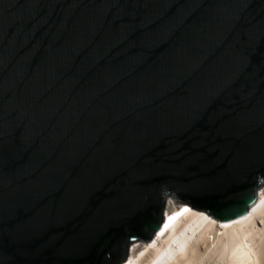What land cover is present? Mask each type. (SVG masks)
<instances>
[{
	"label": "water",
	"instance_id": "water-1",
	"mask_svg": "<svg viewBox=\"0 0 264 264\" xmlns=\"http://www.w3.org/2000/svg\"><path fill=\"white\" fill-rule=\"evenodd\" d=\"M262 186L264 0H0V264H121L168 198Z\"/></svg>",
	"mask_w": 264,
	"mask_h": 264
},
{
	"label": "bare ground",
	"instance_id": "bare-ground-1",
	"mask_svg": "<svg viewBox=\"0 0 264 264\" xmlns=\"http://www.w3.org/2000/svg\"><path fill=\"white\" fill-rule=\"evenodd\" d=\"M173 201L156 237L132 244L125 264H264V186L246 215L226 223Z\"/></svg>",
	"mask_w": 264,
	"mask_h": 264
},
{
	"label": "clouds",
	"instance_id": "clouds-1",
	"mask_svg": "<svg viewBox=\"0 0 264 264\" xmlns=\"http://www.w3.org/2000/svg\"><path fill=\"white\" fill-rule=\"evenodd\" d=\"M181 205H185V204H181V203H177L176 206H181ZM189 206V205H188ZM125 264V263H124Z\"/></svg>",
	"mask_w": 264,
	"mask_h": 264
},
{
	"label": "rangeland",
	"instance_id": "rangeland-1",
	"mask_svg": "<svg viewBox=\"0 0 264 264\" xmlns=\"http://www.w3.org/2000/svg\"><path fill=\"white\" fill-rule=\"evenodd\" d=\"M173 202H174V204H175V203L177 204V202H176L175 200H174ZM121 264H123V263H121Z\"/></svg>",
	"mask_w": 264,
	"mask_h": 264
},
{
	"label": "snow or ice",
	"instance_id": "snow-or-ice-1",
	"mask_svg": "<svg viewBox=\"0 0 264 264\" xmlns=\"http://www.w3.org/2000/svg\"><path fill=\"white\" fill-rule=\"evenodd\" d=\"M182 211H184V210H182Z\"/></svg>",
	"mask_w": 264,
	"mask_h": 264
}]
</instances>
